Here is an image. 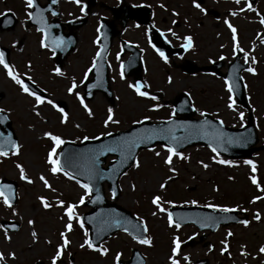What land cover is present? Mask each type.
Instances as JSON below:
<instances>
[{
	"label": "rangeland",
	"instance_id": "obj_1",
	"mask_svg": "<svg viewBox=\"0 0 264 264\" xmlns=\"http://www.w3.org/2000/svg\"><path fill=\"white\" fill-rule=\"evenodd\" d=\"M154 1V0H153ZM157 1V0H156ZM162 2L167 11L179 10L186 20L191 21L190 34L193 47L185 54V59L198 66L207 65L210 59L216 60L223 56L225 60L232 58L231 32L225 25L228 22L237 29L238 44L244 51L249 52V61L255 58L256 63L251 67L255 75L246 72L243 75L247 86L248 101L257 124L259 144L264 142V40L263 28L260 25V15L264 13V0H257L256 7L249 11L241 1L236 3L232 0H203V7L207 11H215L219 17L211 14L203 15L191 8L192 0H158ZM16 0H0V14L4 9L16 6ZM181 7V9H180ZM243 9V11H241ZM177 10V11H176ZM235 12L236 15H228ZM16 14V10H12ZM169 16V17H168ZM171 21V16L167 14ZM166 17V25L169 20ZM182 28H184L182 30ZM188 27L178 26L177 31L181 35H187ZM86 32H80L77 40L78 50L68 56L62 64L63 76H57L54 60H50L40 47L38 36L30 28H25L22 21L16 24L11 31H0V47L9 51L10 67L22 77H31V82L43 89L47 99L53 100L57 105L62 103L66 109L67 121L60 123V114L48 104H43L39 109H33L32 98L21 93L18 86L6 75L5 69L0 66V109L4 111L11 121V128L19 142V154L16 156L0 157V180L9 179L17 183V203L6 207L3 198L0 197V222L9 221L17 224L15 232H8L9 240H5V231L0 226V254L4 255L7 264H50L56 248L61 243L60 233L68 222L64 215V208L58 206L59 202L78 205L75 215H80L88 208L79 204V199L84 196L83 189L79 184L58 178L49 171L46 163L47 154L52 144L44 133L48 132L59 136L66 141L94 140V137H102L107 133L128 129L135 121L145 120L161 122L172 118V99L179 93L187 92L193 100L196 110L195 118H200L201 113H208L218 118L226 125L239 127L244 123L245 111L236 106L233 100V108L227 107L229 94L221 80L210 75L198 73L187 76L177 68L179 60L171 61L161 59L152 53L147 44L143 45L144 62L146 71L144 81L147 85L144 90L149 96L156 99L138 97L132 88L130 81H119L116 78L115 68L111 66L110 89L112 101H107L101 94H96L92 100L84 102L92 115L84 111L76 95H69L67 88L72 81L80 78L85 65L89 64L87 58L93 49L86 42ZM140 32L132 35L134 40L140 38ZM115 49V48H114ZM114 64V63H113ZM30 66V67H29ZM88 69H86L87 71ZM81 79L76 81L77 87L74 93L82 95L80 87ZM82 99V98H81ZM113 111V119L119 123H109L104 126L107 119L108 109ZM36 111L39 115H36ZM243 112V121L240 113ZM57 149V155L60 151ZM159 153V156L156 155ZM187 159L173 157L172 167L175 173L168 171V165L163 163L167 157L164 148L156 147L151 150L140 151L135 161L139 167L131 166L118 181L120 196L115 204L132 213L139 221L149 224L150 233L154 236V242L150 247L139 248L146 257L147 264H167L169 253V240L167 237L173 231L168 230L167 215L156 211L151 204L153 196H160L162 206L167 210L169 203L174 206L177 203L191 204L192 201L216 205L218 207L245 208L250 212H256L260 219L252 221L247 226H235L221 228L211 236L214 243L225 242L227 233L232 235L230 240L233 247L231 264L243 262V264H259L263 260L258 249L264 245V198L255 200V197H264V191L258 190L251 183L250 177L255 175L260 189H264V154L259 152L252 160L254 165H260L259 170L253 173L250 165L240 164H217L215 158L206 149L192 147L180 153ZM111 159L108 158L106 163ZM16 164H20L28 179L29 184L20 180L19 170ZM208 165L207 168L203 165ZM43 175L48 181L50 188H45L39 177ZM61 177V176H60ZM171 177V178H170ZM161 183L166 184L165 189H160ZM105 188V186H104ZM215 189V190H214ZM85 197V196H84ZM105 197L111 201L110 195L105 189ZM40 198H44L50 205L45 209ZM243 201V204L240 205ZM13 212L16 215H13ZM33 221L30 226L28 221ZM190 227L183 228L178 234L184 237L193 232ZM36 233L35 240L31 235ZM182 232V233H181ZM85 232L75 222H72V230L66 234L69 240L68 246L63 250L58 264H113L115 256L120 253L122 258L127 259L129 250L135 248L125 234L118 233L101 243L99 248L108 251L101 256L96 251L81 247L87 238ZM163 240V247L161 246ZM227 242V241H226ZM219 245V244H218ZM245 255H241V253ZM14 254L11 259L9 254ZM189 255L193 260L205 256V253L196 248H185L183 253H178L181 260L183 255ZM248 256V257H247ZM247 257V258H246ZM222 264H230L220 258L218 254L214 261ZM224 262V263H223ZM182 264H185L183 261Z\"/></svg>",
	"mask_w": 264,
	"mask_h": 264
},
{
	"label": "water",
	"instance_id": "obj_2",
	"mask_svg": "<svg viewBox=\"0 0 264 264\" xmlns=\"http://www.w3.org/2000/svg\"><path fill=\"white\" fill-rule=\"evenodd\" d=\"M250 1L254 2V0ZM5 22L9 28L13 27L14 22L10 14H6L1 18L2 26ZM96 70H98V67ZM186 71L189 73L194 72L192 69H186ZM98 90H101L107 98H110L109 88L104 80L99 82ZM92 94L93 92L91 90L88 91L86 99H90ZM239 98L240 101L241 99L242 102L244 101L242 92L240 93ZM173 106L175 107L174 114L179 116V118L174 121L161 125H153L148 122H143L132 127L126 132L106 137L98 142L84 143L81 146L65 145L60 153L61 164L68 174L85 183H88L92 189V198L86 202V206L91 207L92 210L83 216V220L89 228L90 240L92 241L93 246H98L101 240L110 237L118 231L126 232L125 228L128 229L126 233L132 232L134 236L141 238L139 231L137 232L135 230L136 228H139V224L136 220L131 217L127 211L114 204L107 203L104 199L101 187L102 182H107L113 199H117L119 196L117 180L129 168L133 159H129L121 164L122 156L120 151L105 152V154L101 156L97 154L101 147L106 145H115L122 141L139 139L140 137H143L146 132H151L153 129H165L164 139L144 140L133 149L131 153L132 157L134 158L135 154L139 150L152 148L156 144H160L165 147L173 146L177 152H180L190 146H206L211 149L216 148V153L230 158H247L253 152V149L250 148L257 142V139L251 121H249L248 126L239 131H231L224 128L219 122L212 121L207 115H204L202 120L196 121L192 118L195 113L187 96L184 94L179 95L175 99ZM6 136H11L12 140L17 143V140L10 129V123L7 119H5L3 126L0 127V142H2L3 137ZM173 137H175V139H173ZM217 137L220 139L218 140ZM229 140L232 142L228 143L227 141ZM4 150L10 152V146L5 147ZM108 155L115 156L116 160L110 163L106 169H101L100 166L104 164V160ZM93 161H95V164H93ZM90 168H93L98 173V175L91 180L88 179ZM100 175L103 176L102 179L99 178ZM0 185L11 186L7 195L9 202L14 203L16 201L15 184L10 181H3ZM113 192L116 193L115 196H113ZM97 197H99V199H97ZM207 211L195 208L171 210L174 220H177L179 216H187V218L191 220H194L195 218L205 219L206 217L232 218L217 219L214 221L215 226L218 224H236L239 223L240 220L235 218V212H214V214H212L213 211H209V213ZM2 226L10 228L11 225L3 222ZM133 226L136 227L134 228ZM16 229L17 227L14 228V230ZM137 254L138 253L136 251H132L131 261L129 264H142Z\"/></svg>",
	"mask_w": 264,
	"mask_h": 264
},
{
	"label": "snow or ice",
	"instance_id": "obj_3",
	"mask_svg": "<svg viewBox=\"0 0 264 264\" xmlns=\"http://www.w3.org/2000/svg\"><path fill=\"white\" fill-rule=\"evenodd\" d=\"M24 2H25V5H26L27 9H29V10L35 9V15H33V13L31 11L28 12V19L35 20L37 23L42 24L43 23V10L36 7V4H35L34 0H24ZM51 2L53 4H56L57 0H51ZM71 2L79 3V0H71ZM235 2L239 3V0H235ZM193 6L196 7V8H199V10L201 12L205 11L203 8L200 7L199 4L194 3ZM80 10H81V12H83L84 11L83 7H81ZM248 10L249 11L253 10L250 4L248 5ZM241 11H243V9H241ZM56 14L57 13L52 12V15L55 16ZM173 14L175 15V13H173ZM230 14L233 15V16L236 15L235 12H232ZM0 15H2V14H0ZM224 23H225V25L228 27V29L231 32L233 55L235 56L237 53L243 52L244 62H245V64H247L249 62V59H250L249 52L244 51L243 49H241L239 47L237 29L234 26H232L228 22V20H225ZM260 23H261V26H264V19H262L260 21ZM38 30L42 31V32H45V35H47L46 26L42 27V28H40ZM99 31H100V29L98 28L97 32L99 33ZM162 35H163V33H162ZM173 35H175V33H173ZM99 39H100V36L98 35L97 36V40H99ZM49 40L51 41V43L55 44L56 46H60L63 43L59 38L52 39V38L49 37ZM94 43H95V41H94ZM261 43H264V40H261ZM181 46L184 48L185 51H188L189 49H191L192 46H193L192 38L188 37V36H185L184 37V43ZM40 47L41 48L48 47V43L46 42L45 39H41ZM101 55H102L101 51H98L96 53V57L97 58H99ZM158 55L161 57V59H165L163 52H158ZM220 59H224V57L221 56ZM165 62H167V61L165 60ZM251 63L252 64L256 63L255 58H251ZM0 66H2L5 69L6 75L12 80L13 83H15L18 86L20 92L25 94L26 96L32 98V100L34 101L33 106H32L34 110L39 109L40 106L43 105V104H48L52 109H54L56 112H58L60 114V117H61L60 123L61 124H64L67 121L68 117H67V114L65 113L64 109L59 107L55 102H53V100L47 99V98L37 94L35 91L31 90L30 87L24 82V80L15 73L14 69L11 68L9 66V64H7L5 62V56H4L3 52H0ZM96 67H97L96 59H94L92 61L91 67L88 68V70L84 73L85 78H87L89 72L93 71V69H95ZM244 71H246V72H248V73H250L252 75L256 74L255 70L252 67H247V68L244 69ZM55 74L57 76H63L64 75L60 71V69H56L55 70ZM230 75H231V73H230ZM25 79L31 81V77H25ZM121 79H123V75L122 74H121ZM33 83H34V81H33ZM81 83H83V81H81ZM224 84L226 86V90L229 93V97H228L229 103H228L227 107L229 109H232L233 108V95L232 94L236 91V86H235L234 83L230 82L227 79L224 81ZM76 87H77V84L73 80L71 85L67 88V93L69 95H76V99L80 102L81 106L84 108V111L86 113H88L89 116H91L92 115L91 111L84 104V101L81 99L80 95L74 93V89ZM142 87H147V85H143L142 86L140 83H136L135 85L129 84V88H132L133 91L135 92V94L138 97L148 98V99H152V100L156 99L155 96H149V94L147 92L142 91L141 90ZM40 91L43 92L44 90L41 89ZM3 111H4L3 109H0V113H2ZM35 114L39 115V112L36 111ZM201 115L203 116L205 114L201 113ZM243 116H244V113L241 112L240 113V117H241L242 121H243ZM5 119H6L5 117H0V124L4 123ZM147 119L148 118L145 117V120H147ZM109 123H119V121L113 119V111H112L111 108L108 109L107 119L104 121V126L107 127L109 125ZM135 123H143V121H135ZM165 131H166L165 129H159V130L153 129L151 132H146V134L143 137H140L139 139H132L130 141H122V142L117 143L115 145L103 146V147H101L98 150L97 154L102 156V155L105 154V152L120 151L121 152V156H122L121 164H123L124 162H126L129 159H133L132 166L138 168L139 167V162L135 161L134 158L131 155L133 149L135 147H137L139 143H142L144 140L164 139L165 138V136H164ZM107 135L111 136V133H107ZM44 136L48 140H50L51 144H52L51 150L48 152L47 160H46V163L49 165V171L51 172L52 175H56L58 173L63 172L66 176H68L69 179H72L73 177L71 175H69L68 172L62 166L60 156L57 155V149L60 148V146L65 143V141L62 138H60L59 136L53 135V134L48 133V132H45ZM84 139L87 140L88 137H85ZM94 139L99 140L100 137H94ZM173 139H175V137H173ZM217 139L219 140L220 138L217 137ZM227 142L231 143L232 141L229 140ZM7 146H10V153H11L12 156H16V155L19 154L20 145L17 144L16 142H14L12 140L11 136H6V137H3L2 142H0V157H7L9 155V152L4 150L5 147H7ZM165 150L167 152V157L164 159L163 163L165 165L169 166L168 167V171L169 172L175 173V169L171 166L172 163H173V157H178L180 159H187V157L181 156V154L178 153L173 146H167ZM212 151L215 153L217 151V149L213 148ZM156 155L159 156V153H156ZM214 162L217 163V164H221V165L229 164L228 161L223 160V159H215ZM244 163L250 165L251 168H252L253 173H255L256 166L252 163V161L246 160ZM93 164H95V161H93ZM203 167L207 168L208 165L205 164V165H203ZM16 168L19 170V178H20V180L31 184L32 180L27 178L24 168L20 164H16ZM97 175H98V173L93 168L89 169V175H88V179L89 180L93 179ZM99 178L102 179L103 176L100 175ZM39 179L43 182L45 188H50L51 187L49 185L48 181L45 179V177L43 175H41L39 177ZM250 179H251V183L253 185H255L258 190L264 191V189H260V186L257 183L255 175L250 177ZM77 183H79V182L77 181ZM10 187H11L10 185H0V197L3 198V203H4V205L6 207H11V204L9 203V199H8V195H7L8 191L10 190ZM79 187L81 189H83L84 196H88L90 194V192L92 191V189L90 188L88 183H80ZM159 187H160V189L163 190V189L166 188V184L165 183H161L159 185ZM115 195H116V193L113 192V196H115ZM84 196L80 197L79 204H84L85 203ZM262 198H264V197L257 196V197H255L253 199L252 202H255V200L262 199ZM97 199H99V197H97ZM40 203L45 209L50 207V205L47 203V201L44 198H40ZM168 203H169V206L171 207L172 206L171 202H168ZM191 203L195 204L196 202L192 201ZM151 204L156 209V211L152 213L154 216L157 214V212L165 213L167 215L168 226L170 228H175L177 230L180 229L181 223L178 222V219L174 220L173 214L171 212H168L162 206V201H161V197L160 196H158V195L157 196H153L152 199H151ZM58 206L64 208V215L67 217V221L68 222L64 226V231H62L60 233L61 243L56 248L55 253H54V255L51 258L50 264H58V261H60V259H61V254H62L63 250L70 243L69 240L66 238V234L72 230V222L75 220V222L81 227V229H83V227H84L83 223L81 222L80 217L75 215V209H76V207H78V205L67 204L65 206L64 203L61 201V202H59ZM205 207L210 208L213 212H220V213H231V212L237 211V209H235V208L218 207V206L213 205V204H207V205H205ZM13 215H16V213L13 212ZM205 219L206 220H214L215 221L217 219H232V218L231 217H226V218H224V217H221V218L206 217ZM255 219H257V220L260 219L258 214L255 215ZM28 223L31 226L33 224V221L29 220ZM117 223H119V222H117ZM239 223L244 225V226H247V224H248L247 220H244V219L239 220ZM201 226L203 227L205 225L202 223ZM11 227L14 229L15 225H12ZM133 227L135 228L136 226H133ZM139 227L142 228L145 233L147 232V228L144 226V221L143 220L140 221ZM125 231L127 232L128 229L125 228ZM31 235L33 236V239L35 240L36 233L33 232ZM84 235H85V237H87L88 233L85 232ZM231 235H232V233L229 232V233H227V236L225 237V242H223V248L221 249L222 254L224 252H226L227 249H228V244H227L226 241H227V238L230 237ZM4 238H5V240H9L10 239V236L7 234V231H5ZM132 239L135 240L138 244H141V245L150 246V243H151L150 239H148L146 237L145 238H138L137 236H133ZM80 246L82 248L86 246L87 248L98 252L101 256H104L107 253V251H108L106 248H99V247L94 248L92 241L87 239V238L83 241V244H81ZM180 248H181V242L179 241L178 237H173V239H172V247H171V255L169 257L170 264H178V260L176 259V257L178 255V251L180 250ZM209 250H211V249H209ZM258 251L261 254H264V246H261L258 249ZM241 255H245V253L242 252ZM9 257L11 259H15L14 254L10 253ZM119 258H120V253H117L116 256H115V261L118 262ZM183 259L186 262L188 261V257L187 256H184ZM0 264H7L6 258L2 254H0Z\"/></svg>",
	"mask_w": 264,
	"mask_h": 264
},
{
	"label": "flooded vegetation",
	"instance_id": "obj_4",
	"mask_svg": "<svg viewBox=\"0 0 264 264\" xmlns=\"http://www.w3.org/2000/svg\"><path fill=\"white\" fill-rule=\"evenodd\" d=\"M18 2L15 8L16 14L22 19L25 28H30L35 31L34 33L38 36L39 41L43 39V34L42 31L38 30V26H46V31L51 35L52 39L59 38L63 42L60 46L69 47L71 45L70 40L71 38L73 39L74 49L65 59L78 50L76 47L79 42L77 38L80 32H86L89 35L86 42L90 45V49L94 51L97 46V29L102 26L108 34L116 33L112 36L111 40L110 52H114L115 55L112 60L120 64L131 56L128 47L124 45V43H126L139 50L142 66L145 69L144 54L142 53L143 45L141 43L150 45L155 36H161L169 42L173 50L179 51L181 49L183 50L181 45L184 43V39L176 33L178 26L188 27L189 32H186V34L191 33V21L186 20L179 10L177 13L167 11L164 4L158 0H79V3H73L71 0H57L56 4H53L51 0H34L36 7L43 10L42 24H34L33 20L28 19V12L31 11L35 15V9H27L24 0H18ZM190 2L191 8L198 12V8L193 6L194 3L198 4V0H192ZM202 3L201 6L204 5V2ZM142 6L150 9L149 20L145 25L137 24L134 18L136 11L134 7ZM81 7L84 9L83 12L80 10ZM52 12L57 14L54 16ZM129 12H132V18H130ZM205 12L209 14L208 11ZM173 13H175V15ZM167 14L171 16V21L168 19L169 16L167 17ZM166 17L169 20L168 28H164V25H166ZM183 29L184 28H182V30ZM136 32H140L141 34L138 40H134L132 37ZM173 33H175V35H173ZM242 57H244L243 54ZM228 61L230 60H223L225 64ZM182 62L183 60H179V69ZM62 64L63 62L61 65ZM192 235L194 239L200 234L195 230ZM204 235L205 240L201 244L195 245L193 248L199 249L201 252L205 253V256L195 259H206L209 264H222L219 260L214 261L216 254L219 253L221 255L220 258L223 259L222 256L229 257V251L227 250L223 254L220 253L222 248L217 243H214L211 239L212 235L207 232ZM187 257L190 259L189 256Z\"/></svg>",
	"mask_w": 264,
	"mask_h": 264
}]
</instances>
